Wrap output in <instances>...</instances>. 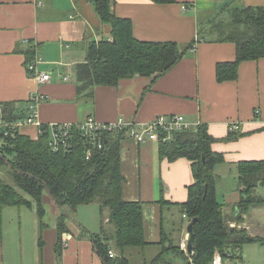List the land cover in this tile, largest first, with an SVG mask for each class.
<instances>
[{
    "label": "crops",
    "instance_id": "1",
    "mask_svg": "<svg viewBox=\"0 0 264 264\" xmlns=\"http://www.w3.org/2000/svg\"><path fill=\"white\" fill-rule=\"evenodd\" d=\"M246 6L264 7V0H115L113 10L133 21L138 39L176 42L185 55L164 75H136L121 79L116 86L99 85L93 97H88L79 93L76 65L87 62L90 41L112 38L111 26L100 19L94 4L89 0H0V103L12 106L14 115L21 118L29 113L31 97L41 95L39 121L48 126L74 125L89 116L101 122L120 117L144 122L161 114L200 120L215 137L213 150L225 157L216 166L217 195L222 201L220 195L229 192L227 166L237 181L239 162L264 160V57L243 61L237 79L218 81L217 64L234 61L237 50L234 42L220 39L216 27L209 26L215 19L228 21L231 8ZM30 48L35 49V59L29 64L37 60L36 70L51 74L48 81L40 82L30 73L26 63ZM230 123L240 124V129L230 131ZM22 133L37 139L40 128L26 125ZM121 163L124 198L143 202L145 236L152 242L146 248H128L126 254L131 262L136 255L138 264H145L161 251L163 234L177 245L187 240L188 232L179 219L182 214L183 222L184 218L190 222L180 204L188 200L189 186L195 182L192 161L162 159L157 141L138 142L125 136ZM1 178L0 168V182ZM236 193L232 203L222 201L224 210L233 204V217L239 213V188ZM44 203L47 226L42 231V251L35 208L5 207L0 264H104L91 239L82 235L84 226L72 220L67 222L69 232L63 236L66 244L58 259L60 212L48 195ZM78 207L73 211L75 218ZM49 216L53 221H46ZM26 232L33 235L38 252L25 248ZM16 237L20 259L8 248Z\"/></svg>",
    "mask_w": 264,
    "mask_h": 264
},
{
    "label": "trees",
    "instance_id": "2",
    "mask_svg": "<svg viewBox=\"0 0 264 264\" xmlns=\"http://www.w3.org/2000/svg\"><path fill=\"white\" fill-rule=\"evenodd\" d=\"M100 19L111 26L112 39L90 41L87 62L76 65L79 93L93 97L99 85L116 86L121 79L141 76H161L171 70L185 55L173 41H144L134 34L130 18L121 17L113 10L115 0H89ZM172 2L175 0H155ZM215 20H212V22ZM216 31L220 39L236 44V59L219 62L216 66L218 81L235 80L243 61L264 57V7L246 6L230 9L228 21L217 20ZM26 63L35 59V49L27 52ZM29 66V65H28ZM9 119H19L14 109L3 103ZM24 117V116H23ZM21 117V118H23ZM124 133H105L98 143L71 128V143L67 149L54 151L51 147V130L41 127L37 139L26 134L0 142V168L7 167L13 179L0 182V238L3 234V212L7 206L34 207L40 221L39 245L42 251L43 233L47 226L44 197L48 195L59 209L56 244L57 257L64 248V234L69 232L67 222H79L73 211L82 204L99 203L101 230L91 233L84 227L82 235L88 236L104 264H132L126 254L128 248H146L152 242L145 236L143 202L124 198L125 176L121 163V141ZM215 137L206 124L197 129L176 132L168 141H158L162 159L174 161L186 157L192 161L195 182L189 186V198L181 205L182 212L194 226L195 242L188 254L163 234L161 251L145 264H173L171 254L188 260V264H211L217 251L225 261L241 260L237 250L246 243L259 242L264 246V236H252L244 227L231 226L230 222H243V215L252 207L264 205V197L256 194V187L264 180V160H247L238 163L241 197L237 203L239 213L227 218L224 202L217 195L216 166L225 161L223 153L212 148ZM99 142L102 147L99 146ZM165 201V200H163ZM107 211V212H106ZM118 253L110 256V250Z\"/></svg>",
    "mask_w": 264,
    "mask_h": 264
},
{
    "label": "built area",
    "instance_id": "3",
    "mask_svg": "<svg viewBox=\"0 0 264 264\" xmlns=\"http://www.w3.org/2000/svg\"><path fill=\"white\" fill-rule=\"evenodd\" d=\"M112 39V38H110ZM37 60L29 64L30 73L40 82H46L51 78L50 73L38 72L36 70ZM44 97L35 95L31 97L28 105V115L24 118L9 119L6 116L4 104L0 103V142L6 139L16 138L22 133V128L26 125H36L40 128L43 126L39 121L38 102ZM202 122L200 120H189L183 114H161L155 116L151 120L139 122L135 120H127L123 117L112 122H101L94 116H89L85 121L78 124H51V147L54 151H59L61 148L67 149L71 143V128L82 132V135L92 139L93 143H98L99 137L105 133H124L127 137L133 138L138 142H146L148 140L168 141L173 138L174 133L182 132L189 129H197ZM240 129V124L230 123L229 130L237 131ZM99 146L102 144L99 142ZM234 224L231 223V226ZM235 226V225H234ZM64 245L66 240L63 239ZM184 250L187 252V243L183 244ZM114 251L110 250V256H114ZM237 262L239 261L236 260ZM211 264H232L225 261L223 255L217 251L211 261Z\"/></svg>",
    "mask_w": 264,
    "mask_h": 264
},
{
    "label": "rangeland",
    "instance_id": "4",
    "mask_svg": "<svg viewBox=\"0 0 264 264\" xmlns=\"http://www.w3.org/2000/svg\"><path fill=\"white\" fill-rule=\"evenodd\" d=\"M219 20H223V19H219ZM216 21L217 20L215 19L214 21L215 24L217 23ZM214 23L211 22L209 26H215ZM7 171H8L7 167L1 168L2 178L13 184L14 181L10 177V175L7 173ZM224 173L227 175V177H229L228 179L229 185L227 187V190L229 192H226L225 194L220 195V198L222 201H225L226 203L227 202L232 203L233 200L236 199V197L238 196V194L236 193V190H238V188L240 189V185L237 179H236L237 181L233 180L235 177V174L231 172L230 166L226 167V169L224 170ZM256 194L264 197V186L259 184L256 187ZM97 204L98 203L82 204L78 207V210H77L78 212L76 214V220L79 223H81L82 226L86 227L87 230H89L91 233H99L98 231H99V225H100V219H101V212H99V206ZM231 205L233 204L227 205L224 210L227 218H231L235 210V207ZM181 217H182V214H180L179 220L181 221V223H184V229L185 231H187L186 226L188 224V220L187 218H184V222H183V219H181ZM243 220H244L243 222L233 221V222H230V224L233 223L235 226L239 228L241 227L246 228L249 231V234L252 236H264V205L252 207L249 213L243 215ZM46 221H53V218H51L50 216L46 217ZM168 231H170L169 228H168ZM24 240H25V248H27L28 250L29 248L30 249L33 248V250L35 249L36 252H38L36 243L34 242L35 239L33 240V235H31V232L30 233L26 232L24 236ZM184 242L187 243V240L186 241L183 240L180 242L182 249H184V246H183ZM8 248L9 250H11L12 253H14V255L19 257V259L21 258V254L19 251V242H18L17 237L14 239V241H10ZM133 248L135 249L138 247H133ZM236 253L237 255L242 256V259L236 262L237 264H264V246L261 245L259 242L246 243L243 245L242 250H237ZM148 254L149 252H147V255ZM170 257H172L173 259V264H188V260L182 256L171 254ZM132 260H133L132 263L134 264L139 263V258H137L136 255L135 257H133ZM229 262L231 263L232 261L230 260Z\"/></svg>",
    "mask_w": 264,
    "mask_h": 264
},
{
    "label": "water",
    "instance_id": "5",
    "mask_svg": "<svg viewBox=\"0 0 264 264\" xmlns=\"http://www.w3.org/2000/svg\"><path fill=\"white\" fill-rule=\"evenodd\" d=\"M260 185L264 186V180H261L259 182ZM198 218L195 217L193 218L187 227V232H188V237H187V253L192 254L194 250V242H195V232H194V226L195 223L197 222Z\"/></svg>",
    "mask_w": 264,
    "mask_h": 264
},
{
    "label": "bare ground",
    "instance_id": "6",
    "mask_svg": "<svg viewBox=\"0 0 264 264\" xmlns=\"http://www.w3.org/2000/svg\"><path fill=\"white\" fill-rule=\"evenodd\" d=\"M188 237V236H187Z\"/></svg>",
    "mask_w": 264,
    "mask_h": 264
}]
</instances>
